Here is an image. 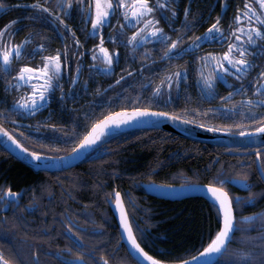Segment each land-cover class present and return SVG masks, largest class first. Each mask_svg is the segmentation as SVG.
<instances>
[{
  "label": "trees",
  "instance_id": "obj_1",
  "mask_svg": "<svg viewBox=\"0 0 264 264\" xmlns=\"http://www.w3.org/2000/svg\"><path fill=\"white\" fill-rule=\"evenodd\" d=\"M131 106L126 102L119 107ZM226 149L161 129H137L103 142L73 168L36 173L0 147V184L26 186L27 191L36 188L39 202L38 210L25 216L0 215V250L6 258L16 256L14 264H25V260L37 264L36 258L39 264H65L75 255L73 240L79 233L89 264H99L100 257L109 264H137L126 246L115 250L121 234L108 203L113 196L106 198V194L116 190L125 200L137 240L149 254L166 261L189 259L203 250L220 226L216 203L198 196L175 201L157 198L142 184L203 182L224 187L234 197L238 228L228 252L215 264H232L234 250L252 252L254 259L249 264H264V220L260 219L264 216V181L256 155H236ZM260 158L264 159V151ZM221 172L237 179L247 176L248 186L236 181L219 184L214 177ZM48 194L53 195L47 199ZM253 214L256 219H243ZM67 223L75 229L71 238L64 235ZM89 250L94 257L87 255Z\"/></svg>",
  "mask_w": 264,
  "mask_h": 264
},
{
  "label": "flooded vegetation",
  "instance_id": "obj_2",
  "mask_svg": "<svg viewBox=\"0 0 264 264\" xmlns=\"http://www.w3.org/2000/svg\"><path fill=\"white\" fill-rule=\"evenodd\" d=\"M40 2L45 3L48 7H53L59 3V0H40ZM86 2L87 0H85V4ZM5 3L8 7L0 8V29H3L4 25L10 21L16 20V23L11 25V30H15V35L11 36L6 32L5 38L18 43L25 36L34 34L32 35V43L27 45L28 49H34L36 43L45 44L44 51H36L34 55H25L19 61L14 60L13 69H16L18 64L38 67L43 63V56L54 54L57 49L63 50L65 45L68 48L67 57L62 55V59L66 61V67L62 69L63 78L60 81L63 86V99L61 98V89L57 88L51 93V99L35 112L11 111L14 98L23 94L24 91H29L30 88L16 89L13 84L6 83V81L14 78L15 71L8 75L0 73V124L11 132L25 148L31 151L40 152L45 156H59L71 152L75 144L82 138V135L90 130L92 122L102 119L110 112L120 110L119 106L126 102L133 106L138 105L137 107H156L164 111L175 112L177 115H181L182 110L187 108L189 111L183 114V120H196L198 123L193 124H207L211 128L241 124L242 127L240 128L232 127V132H242L246 127L252 126L247 119H242L238 113L235 115L227 113L222 105L231 104L241 99L240 95L228 97V93L234 92L241 84L245 86L247 95H253L255 78L260 71L264 70V54L255 55L258 48L256 46L251 47L250 51L253 55H249L247 58L254 62V67L250 69L246 77L237 80L228 75L227 83L218 80L212 94L208 95L202 91L201 81L197 74L202 63L198 57L203 56L205 53L221 54L227 50L226 44L232 41L221 42L218 38L214 40L203 39L199 42L198 47L194 48L191 46L192 42L189 39L205 33L208 27L216 22L217 16L221 17L219 23L225 29V35L227 36L228 26L232 23L237 9H243L245 0H172L171 6L176 9L177 15L171 22L165 20L161 10L157 9L155 17L160 22L159 26L168 32L173 39L178 35L183 37V43L180 45L183 54L173 56L170 59L163 57L161 46L154 41L132 51L131 45L125 46L119 37L115 42L110 40L109 34H115L120 23L125 24L127 34L135 31V26L128 25L118 11L111 16V25H106L101 30L104 37V46L109 50H119V57L114 58L113 71L111 72H101L97 68L91 67V65L99 63L93 61L92 51L93 45L99 44L100 37L99 35L95 37L89 35L92 27L90 19L81 13L76 0H73L70 9L71 14L65 15L64 20L75 32L76 38L80 41L79 46L74 44L71 33L65 32L62 25L59 26L61 35L57 33L52 22L32 19L34 10L29 7L32 0H5ZM150 3L155 4L156 0H150ZM253 3H255V0H253ZM222 4H226L227 7H222ZM186 7L189 8L187 17H185L183 11ZM54 10L60 11L59 8H54ZM164 11L167 12L168 10L165 9ZM168 15L170 16L171 13L168 12ZM185 20L191 25L187 29L183 26ZM56 23L58 24V22ZM241 23L247 22L241 21ZM235 26L233 24V27ZM257 44L264 46V40L258 41ZM145 49L150 50L147 53V58H145ZM80 52H83L84 55H79ZM77 65H79V72H77ZM181 68L186 69L187 74L186 77L181 79L178 87L175 83L173 84L171 102L165 104L161 100L155 99L149 105L147 99L152 96V88L156 83H159L164 73L174 72ZM128 73L131 75H128ZM37 76L38 74H34L33 83H42L41 80L36 78ZM72 76L76 77V83L74 84L70 80ZM120 77H123V79L121 80ZM137 96H139V100H137ZM221 96L225 99L221 100ZM197 109L199 111H195ZM210 109H219V111L212 112L209 111ZM4 110L9 111L5 113ZM257 112L264 114V108L257 109ZM255 119L258 121L259 117L257 116ZM52 125H56V127L54 128ZM100 145L96 146L80 163L89 155L94 154ZM0 147L2 146L0 145ZM226 148V151L230 153L240 150L238 147ZM248 150H251V148H248ZM0 153L2 152L0 151ZM29 168L36 173H54L70 169L46 171ZM8 187L13 192L20 193V196L15 200L9 198L7 201L0 203V215L2 217L8 214L25 216L34 210H38L39 202L36 200V188L31 190L28 188L29 191H27L26 186L14 188L10 184L1 183L0 196H3V189ZM52 195L48 194L47 199L51 198ZM110 199L114 201V196L108 198L111 208ZM29 205L33 206L29 207ZM117 226L119 229L118 224ZM120 242L115 250L125 246L124 244L120 246ZM87 246L86 243L85 247Z\"/></svg>",
  "mask_w": 264,
  "mask_h": 264
},
{
  "label": "snow or ice",
  "instance_id": "obj_3",
  "mask_svg": "<svg viewBox=\"0 0 264 264\" xmlns=\"http://www.w3.org/2000/svg\"><path fill=\"white\" fill-rule=\"evenodd\" d=\"M79 5L81 13L90 19L91 29L89 31L90 36L99 35V44L93 45L92 59L98 61V64H93L91 67H95L101 72L113 71L114 58L119 57V50H109L104 46V37L101 30L106 25H111V16L115 15L118 11L121 14L123 20L128 24L135 26V31L127 34L125 31V24L120 23L115 34L110 33L109 39L115 42L117 37L125 46L131 45V50L135 51L137 48H142L144 44L149 42H156L161 46L164 58H172L173 56H180L183 54V49L180 45L183 43V37L178 35L175 39L171 38L170 34L159 26V20L155 17L157 9L161 10V13L165 20L171 22L176 17V9L173 8L172 0H156L155 4L150 3V0H76ZM73 0H59V3L53 7H48L45 3H41L40 0H32L29 5L34 10L32 19H38L41 21L52 22L56 28L57 33L61 34L60 27L63 26L65 32L71 33L72 39L76 46L80 45V41L76 38L75 32L71 26L68 25L65 20V15H70V9L72 7ZM20 6V5H18ZM8 5L5 0H0V8H7ZM222 7H227L226 4H222ZM54 8H59L60 11H55ZM167 9L168 11H164ZM184 15H189V8H184ZM168 12L171 15H168ZM47 14V15H45ZM220 16H217L216 22L211 24L208 29L201 36L190 37L191 46L198 47L199 42L203 39H219L221 42L232 41L226 44L227 50L221 54L205 53L203 56L198 57L202 63L199 66L198 77L201 81V88L205 94L211 95L218 80H222L227 83L228 75L233 76L237 80H242L249 73L250 69L254 67V62L247 57L253 55L250 49L253 46L258 48L255 55L264 54V46L257 44L258 41L264 40V0H245L243 9L238 8L232 23L228 26V34L225 35V29L220 26ZM246 21L247 23H241ZM58 22V24L56 23ZM16 20L10 21L4 25L3 29H0V73L8 75L15 71V76L12 80L6 81L11 83L16 89L30 88L29 91H24L23 94L14 98L13 105L11 107L12 112L24 111L32 113L42 107L46 101L51 99V93L59 88L61 89V98L64 97L63 86L60 83L63 78L62 69L66 67L65 59H62V55L67 57L68 48L64 46L63 50L57 49L54 54L46 55L42 57L43 63L38 67H32L28 64H18L16 69H13V61H19L25 55H34L36 51H44V43H36L34 49H28L27 45L32 43V35L25 36L20 42H12L5 38L6 32L14 36L15 30H11V25L15 24ZM233 24L236 26L233 27ZM185 29L189 28L190 23L185 20L183 22ZM115 27V26H113ZM179 31V30H177ZM149 49H145V58ZM79 55L83 56L84 53L80 52ZM77 72H79V65H77ZM34 74H38L36 78L42 81V83H33ZM186 69H178L174 72H165L159 83H156L152 88V96L147 99L149 105L153 100L159 99L163 103L168 104L171 102V88L173 84L178 87L181 79L186 77ZM128 75H131L128 73ZM122 80L123 77H120ZM71 82L76 83V77H70ZM118 82V81H117ZM253 95L246 94V88L243 84L239 86L234 92L228 93V97L233 95H240L239 101L231 104L222 105L223 109L229 114H239L242 119H247L252 125L246 127L244 131L239 135L249 136V143L257 142L255 135L257 133L264 134V114L258 113L257 109L264 108V70L260 71L255 78L253 85ZM221 100L225 97L221 96ZM139 100V96H137ZM135 103V101H133ZM7 113L9 110H4ZM189 109L182 110L181 115H177L175 112L164 111L156 107H132L121 108L119 112H110L104 116L103 119L95 120L90 124V130L86 131L82 138L75 144L72 149V154H77V149L83 151L84 149L94 145L101 139L102 136L109 130L110 126H119L127 124L128 122L145 123L151 122L152 125L159 123L160 117H170L173 120L184 119V113ZM195 111H199L198 109ZM209 111L216 112L219 109H210ZM259 117L258 121L255 117ZM190 123H198L196 120L187 121ZM201 127L207 128L209 125L200 124ZM56 127V125H52ZM232 127L240 128L241 124H235L233 126L225 127H212V131L230 132ZM0 133H4L8 136L16 145H18L24 152H29L28 148L16 139L6 128L0 125ZM264 151V144L260 148L255 150V155L261 157V152ZM31 156L40 160L42 153L32 151ZM261 165H264V159L260 161ZM264 173V167L261 169ZM219 176H223V179H219ZM219 184L223 185L232 181L237 183H244L247 185V176H243L241 179H237L235 176H224L223 173H219L217 177ZM211 193L212 197L216 201L218 219L220 220V226L215 235L211 238L210 242L203 247L202 252H198L197 256L200 257L198 264H212L213 257L215 255L223 256L225 252H228V242L232 239V234L237 230L236 224L237 218L234 215L233 200L234 197L224 187H217L213 183H209L205 186ZM20 196V193L13 192L10 187L3 189V196H0V203L7 201L9 198L15 200ZM114 196V203L119 211L120 223L123 226L124 232L127 234V239L130 241L133 249L142 256L144 259H138L137 264H146L150 261L151 264H189V261L196 262V257H189V260H176L166 261L157 259L150 255L141 244L137 241L136 235L133 233V226L129 221L128 214L125 210V200L122 197L120 191L113 190L112 193L106 194V198ZM129 201L134 204V199L129 194ZM35 199V196H34ZM33 205H29L32 207ZM61 215H64L63 213ZM256 214L252 216L244 217L246 221H252L256 219ZM71 219V218H69ZM264 220V216L260 217ZM7 220V218H5ZM75 231L72 223H67L65 236L71 238V233ZM77 239L73 240V245L76 249L74 257L65 264H89L84 259L85 253L83 252L84 244L83 237L76 233ZM121 239L124 236L121 235ZM72 251V249H69ZM9 255H11V250ZM35 255V254H34ZM87 255L94 257V253L89 250ZM234 259L232 264H249L254 259V254L244 250H234ZM16 256L12 258H6L5 253L0 250V264H14ZM37 264H39L38 258H36ZM27 264V260H25ZM99 264H109V261L105 257H100Z\"/></svg>",
  "mask_w": 264,
  "mask_h": 264
},
{
  "label": "water",
  "instance_id": "obj_4",
  "mask_svg": "<svg viewBox=\"0 0 264 264\" xmlns=\"http://www.w3.org/2000/svg\"><path fill=\"white\" fill-rule=\"evenodd\" d=\"M128 109H131V108H128ZM120 110H117L115 112H119ZM154 119H158L159 123L156 125H152L150 121L145 122V123H137V122L130 121L127 124H122L119 126H110L109 130L105 133L104 136L101 137L99 141H97L94 145L84 149L83 151L77 149V154H72V151H71L65 155H59V156L42 155L40 160H36L31 156V152H32L31 150L29 152H24L23 149H21L18 145H16L4 133H0V145L5 150H7L12 156L22 161L29 167L34 168L35 170L60 171V170L67 169V168H70L72 166L79 164L96 146L107 141L108 139L120 133L126 132L128 130L138 129V128L139 129H161V130L172 132L173 134H176L178 136L185 137L187 139L201 142V143L215 144V145L226 146L230 148H237L239 146H245V147L251 148V150H249L248 152H241V151L231 152L236 155L254 153L257 148H260L261 145L264 144V134H261V133L254 134L257 142L249 143L248 142L249 136L247 134L244 136H241L239 135L240 132L212 131L211 127L203 128L200 125L187 122L183 119L173 120L170 117H160V118H154ZM256 160H257V167H258L260 176L262 177L264 181V173H262L261 171L262 169V165L260 163L261 158L260 157L258 158L256 156ZM206 185L208 184L190 183V184H182V185H169V184H162V183H156V182L143 184L144 188L151 195L157 198L170 199V200H182L185 198L198 196V197H203L205 199L211 200L212 202L216 203L211 193L206 189L205 187ZM217 187H221V186H217ZM109 202L117 218L120 234L124 236V239L123 240L121 239L120 246L124 244L127 250L129 251V253L136 260L144 259L142 256H140L136 252L135 249H133L130 241L127 239V234L124 232L123 226L120 223L119 211L116 208L114 201L110 199ZM125 210L128 214L126 205H125ZM234 215H235V209H234ZM128 218H129V214H128ZM129 221H130V218H129ZM133 233H134V230H133ZM234 233L235 231L232 234V239H233ZM232 239L229 240L228 245L232 241ZM193 257H196V262L189 261V264H198L200 257L197 255ZM220 257L221 256L218 254L215 255L213 257L212 264H215ZM188 260L189 259H186V261ZM146 264H151V262L147 261Z\"/></svg>",
  "mask_w": 264,
  "mask_h": 264
},
{
  "label": "bare ground",
  "instance_id": "obj_5",
  "mask_svg": "<svg viewBox=\"0 0 264 264\" xmlns=\"http://www.w3.org/2000/svg\"><path fill=\"white\" fill-rule=\"evenodd\" d=\"M139 129V128H138ZM132 130H137V129H132ZM132 130H128V131H132ZM165 131V130H164ZM169 132V131H167ZM240 132V131H239ZM124 133V132H123ZM172 133V132H171ZM219 146V145H218ZM238 148H248V147H245V146H239ZM63 155V154H62ZM65 155V154H64ZM203 184H208V183H203ZM143 185V184H142ZM148 192V191H147ZM175 201V200H174ZM115 215V214H114ZM116 217V216H115ZM117 219V218H116ZM118 223V221H117Z\"/></svg>",
  "mask_w": 264,
  "mask_h": 264
}]
</instances>
